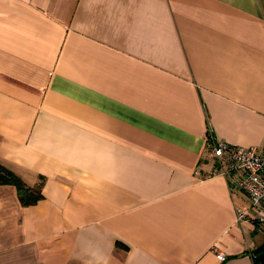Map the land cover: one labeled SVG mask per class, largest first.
Listing matches in <instances>:
<instances>
[{
    "label": "crops",
    "instance_id": "1",
    "mask_svg": "<svg viewBox=\"0 0 264 264\" xmlns=\"http://www.w3.org/2000/svg\"><path fill=\"white\" fill-rule=\"evenodd\" d=\"M211 139L264 149V0H0V264H255Z\"/></svg>",
    "mask_w": 264,
    "mask_h": 264
},
{
    "label": "built area",
    "instance_id": "2",
    "mask_svg": "<svg viewBox=\"0 0 264 264\" xmlns=\"http://www.w3.org/2000/svg\"><path fill=\"white\" fill-rule=\"evenodd\" d=\"M209 145L221 174L238 176L236 189L248 197L247 205L237 206L238 222L264 224V149H244L212 139ZM216 251L219 261L224 262L226 254Z\"/></svg>",
    "mask_w": 264,
    "mask_h": 264
},
{
    "label": "trees",
    "instance_id": "3",
    "mask_svg": "<svg viewBox=\"0 0 264 264\" xmlns=\"http://www.w3.org/2000/svg\"><path fill=\"white\" fill-rule=\"evenodd\" d=\"M0 184L16 186L20 194V199L25 205H33L42 197L39 189L35 190L26 187L25 183L19 177L2 165H0ZM262 252H264V245L255 252L257 256L255 264H260L258 257Z\"/></svg>",
    "mask_w": 264,
    "mask_h": 264
},
{
    "label": "rangeland",
    "instance_id": "4",
    "mask_svg": "<svg viewBox=\"0 0 264 264\" xmlns=\"http://www.w3.org/2000/svg\"><path fill=\"white\" fill-rule=\"evenodd\" d=\"M257 230L258 233L254 234L255 237L253 239L255 242L257 241V245H259V243L262 245L264 243V224L258 225Z\"/></svg>",
    "mask_w": 264,
    "mask_h": 264
},
{
    "label": "water",
    "instance_id": "5",
    "mask_svg": "<svg viewBox=\"0 0 264 264\" xmlns=\"http://www.w3.org/2000/svg\"><path fill=\"white\" fill-rule=\"evenodd\" d=\"M259 262L260 264H264V252H262L260 255H259Z\"/></svg>",
    "mask_w": 264,
    "mask_h": 264
}]
</instances>
